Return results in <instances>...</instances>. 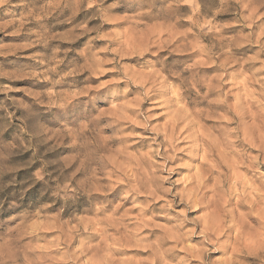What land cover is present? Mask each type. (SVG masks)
I'll return each instance as SVG.
<instances>
[{
    "label": "clouds",
    "instance_id": "clouds-1",
    "mask_svg": "<svg viewBox=\"0 0 264 264\" xmlns=\"http://www.w3.org/2000/svg\"><path fill=\"white\" fill-rule=\"evenodd\" d=\"M0 264H264V0H0Z\"/></svg>",
    "mask_w": 264,
    "mask_h": 264
}]
</instances>
